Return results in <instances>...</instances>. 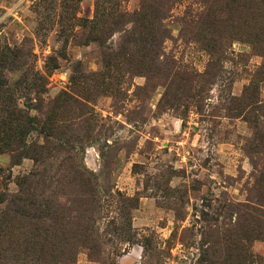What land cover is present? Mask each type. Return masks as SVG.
<instances>
[{
	"label": "rangeland",
	"instance_id": "374dc122",
	"mask_svg": "<svg viewBox=\"0 0 264 264\" xmlns=\"http://www.w3.org/2000/svg\"><path fill=\"white\" fill-rule=\"evenodd\" d=\"M0 264H264V0H0Z\"/></svg>",
	"mask_w": 264,
	"mask_h": 264
}]
</instances>
